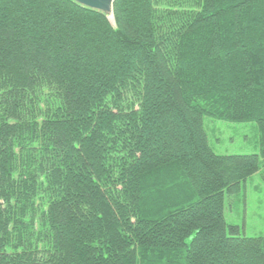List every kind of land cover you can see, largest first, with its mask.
I'll use <instances>...</instances> for the list:
<instances>
[{
	"label": "trees",
	"instance_id": "1",
	"mask_svg": "<svg viewBox=\"0 0 264 264\" xmlns=\"http://www.w3.org/2000/svg\"><path fill=\"white\" fill-rule=\"evenodd\" d=\"M0 0V264H264L226 195L264 182V0ZM257 124L218 156L205 117Z\"/></svg>",
	"mask_w": 264,
	"mask_h": 264
},
{
	"label": "rangeland",
	"instance_id": "2",
	"mask_svg": "<svg viewBox=\"0 0 264 264\" xmlns=\"http://www.w3.org/2000/svg\"><path fill=\"white\" fill-rule=\"evenodd\" d=\"M209 146L218 156L259 155L260 136L255 122L236 123L205 117ZM226 221L241 228L242 236H264V182L250 177L239 194L226 195Z\"/></svg>",
	"mask_w": 264,
	"mask_h": 264
},
{
	"label": "water",
	"instance_id": "3",
	"mask_svg": "<svg viewBox=\"0 0 264 264\" xmlns=\"http://www.w3.org/2000/svg\"><path fill=\"white\" fill-rule=\"evenodd\" d=\"M77 5L99 12L105 15L108 19L114 14V5L116 0H71Z\"/></svg>",
	"mask_w": 264,
	"mask_h": 264
},
{
	"label": "bare ground",
	"instance_id": "4",
	"mask_svg": "<svg viewBox=\"0 0 264 264\" xmlns=\"http://www.w3.org/2000/svg\"><path fill=\"white\" fill-rule=\"evenodd\" d=\"M110 21H111V23H114L113 16H110Z\"/></svg>",
	"mask_w": 264,
	"mask_h": 264
}]
</instances>
